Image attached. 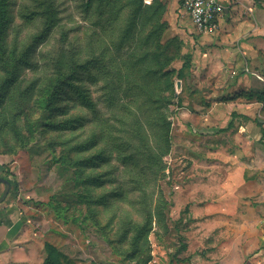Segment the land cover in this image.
Here are the masks:
<instances>
[{
	"label": "rangeland",
	"instance_id": "obj_1",
	"mask_svg": "<svg viewBox=\"0 0 264 264\" xmlns=\"http://www.w3.org/2000/svg\"><path fill=\"white\" fill-rule=\"evenodd\" d=\"M151 5H2L0 174L16 183L5 202L20 204L45 253L46 243L54 245L66 264H239L235 240L221 237L218 218L232 216L236 207L220 198L225 193L216 182L223 178L243 189L242 173L214 171L211 165L226 160L208 152L233 148L226 134L211 129L192 132L199 151L195 141L186 147L182 108L197 90H183L182 107L170 90L172 72L183 65L173 56L183 48L194 53L202 36L173 0ZM51 20L53 30L39 43ZM72 90H83L92 108ZM71 120L74 129L53 127ZM213 135L220 137L208 139ZM239 156L236 149L232 164L241 162ZM0 188L4 192L1 182ZM193 208L202 210L197 220ZM141 230L144 237L133 248Z\"/></svg>",
	"mask_w": 264,
	"mask_h": 264
},
{
	"label": "crops",
	"instance_id": "obj_2",
	"mask_svg": "<svg viewBox=\"0 0 264 264\" xmlns=\"http://www.w3.org/2000/svg\"><path fill=\"white\" fill-rule=\"evenodd\" d=\"M220 1L226 7L220 29L197 41L192 68L184 81V90L197 91L193 101L189 98L192 103L187 99L188 106L182 108L180 135L186 147L192 141L198 144V131L211 129L228 136L233 150L225 151L224 146L208 149L210 157L226 160L211 167L224 175L239 171L244 188L226 183L223 178L216 182V190L225 193L220 198L231 199L236 207L232 216L218 215L220 234L222 237L227 233L228 239L235 240L232 245L236 262L264 264V119L259 118L264 102L258 101L264 94V0ZM173 3L179 11L178 1ZM202 97L206 102H199ZM224 121L227 125L220 126ZM231 122L233 128L220 132ZM195 149L199 151V144ZM236 149L241 162L232 164ZM194 207L201 208L198 204ZM192 212L197 220L202 210L193 208ZM26 218L17 202L0 206V264H44V243ZM227 264H232L231 259Z\"/></svg>",
	"mask_w": 264,
	"mask_h": 264
},
{
	"label": "trees",
	"instance_id": "obj_3",
	"mask_svg": "<svg viewBox=\"0 0 264 264\" xmlns=\"http://www.w3.org/2000/svg\"><path fill=\"white\" fill-rule=\"evenodd\" d=\"M6 1L7 0H0V10L2 8V5H4L6 3ZM108 5H109V7H111L112 6L111 2H109ZM151 6H147V10L149 8H151ZM141 11H142V8H141V6H139L138 9L136 10V16L141 15L142 14ZM36 16H37V14L29 16L27 18L28 19V23L30 24L35 19ZM54 26H55L54 22H53V20H51L50 26L48 28H46L42 32V34L39 35L36 38V41H38L39 43L44 42L47 39L50 31L53 30ZM131 31L132 30H130L127 33V39H129L131 37ZM183 49H180L178 54L173 56V58H172V60H181L183 62V65H182L181 68H179L177 70H174L172 72V74H171V82H170V90H172V98H173L174 101H176L178 107H182L183 106L182 105L183 104L182 94H183V90H184V81H185L186 77L188 76L189 71L192 68V62H193V53L192 52L184 53ZM74 87L75 86H70L69 88L73 89ZM77 89H78V87H77ZM72 91H74L78 95V99L87 108H89V109L92 108V104H91L88 96L86 95V93L83 90H72ZM258 99H259L258 101L264 102V94L260 95L258 97ZM49 104H50V102H48L47 105H49ZM44 105H46V103ZM235 115H236V112L233 113V116H235ZM75 121L76 120H71V121H68L66 123H60L59 125H55L53 127H54V129H58V130H71V129H74V127H76L75 126ZM232 126H233V124L231 122L229 124L228 128L220 130V132H224L225 130L233 128ZM262 133H263V138H264V129L262 130ZM79 149L84 150L85 147L81 146ZM0 177L2 179H4L1 174H0ZM10 182L12 183V186H14V187L16 186V183L14 181H10ZM135 229H136V227H135ZM142 231L143 230L139 231L138 234L133 237V242H132L133 248L137 247L139 242L144 237V235L141 234ZM45 247H46L47 256H46L44 264H66L65 261L63 260V258H64L63 254H61V252L57 249V247H55L54 245L49 244V243H46ZM263 248H264V246H263ZM91 264H95V263H91Z\"/></svg>",
	"mask_w": 264,
	"mask_h": 264
},
{
	"label": "built area",
	"instance_id": "obj_4",
	"mask_svg": "<svg viewBox=\"0 0 264 264\" xmlns=\"http://www.w3.org/2000/svg\"><path fill=\"white\" fill-rule=\"evenodd\" d=\"M156 0H144L151 5ZM183 19H190L198 35H213L220 29V20L225 12V5L220 0H177ZM246 71L250 69L247 66Z\"/></svg>",
	"mask_w": 264,
	"mask_h": 264
},
{
	"label": "water",
	"instance_id": "obj_5",
	"mask_svg": "<svg viewBox=\"0 0 264 264\" xmlns=\"http://www.w3.org/2000/svg\"><path fill=\"white\" fill-rule=\"evenodd\" d=\"M0 182L2 184H4V186H5V190L2 194V196L0 197V206H1L6 201V199L8 198V196L11 192L12 183L9 180L2 179L1 177H0Z\"/></svg>",
	"mask_w": 264,
	"mask_h": 264
}]
</instances>
